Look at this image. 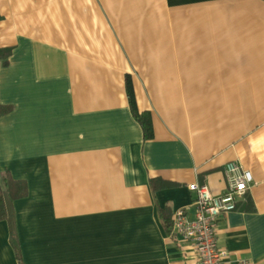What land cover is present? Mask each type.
Instances as JSON below:
<instances>
[{
  "label": "crops",
  "instance_id": "1",
  "mask_svg": "<svg viewBox=\"0 0 264 264\" xmlns=\"http://www.w3.org/2000/svg\"><path fill=\"white\" fill-rule=\"evenodd\" d=\"M0 48V175L25 186L0 264H195L173 215L230 162L252 183L222 264H264V0H0Z\"/></svg>",
  "mask_w": 264,
  "mask_h": 264
},
{
  "label": "built area",
  "instance_id": "2",
  "mask_svg": "<svg viewBox=\"0 0 264 264\" xmlns=\"http://www.w3.org/2000/svg\"><path fill=\"white\" fill-rule=\"evenodd\" d=\"M226 183L225 193L213 196L206 186L191 184L190 192L196 196L194 218L188 219L183 209L173 215L172 231L182 242L191 243L195 264H222L226 253L218 248L216 241V221L219 216L232 211L238 199H242L251 183L252 177L238 163L230 162L223 168ZM240 264H250L240 262Z\"/></svg>",
  "mask_w": 264,
  "mask_h": 264
},
{
  "label": "trees",
  "instance_id": "3",
  "mask_svg": "<svg viewBox=\"0 0 264 264\" xmlns=\"http://www.w3.org/2000/svg\"><path fill=\"white\" fill-rule=\"evenodd\" d=\"M11 50L9 48H0V67L7 66ZM125 88L130 110L132 111L133 118L140 125L143 139L149 140L152 137L151 121L149 114L138 113L135 105V99L133 98V89L129 76L125 77ZM10 107L0 105V116H4L10 112ZM25 195V186L23 183L12 180L8 173H1L0 175V220H6L7 223H11V230L13 229V215H12V203ZM168 225V223H167ZM14 240V239H12ZM17 264H23L21 257L16 252Z\"/></svg>",
  "mask_w": 264,
  "mask_h": 264
},
{
  "label": "rangeland",
  "instance_id": "4",
  "mask_svg": "<svg viewBox=\"0 0 264 264\" xmlns=\"http://www.w3.org/2000/svg\"><path fill=\"white\" fill-rule=\"evenodd\" d=\"M150 2L154 4V3H157L158 0H150Z\"/></svg>",
  "mask_w": 264,
  "mask_h": 264
}]
</instances>
